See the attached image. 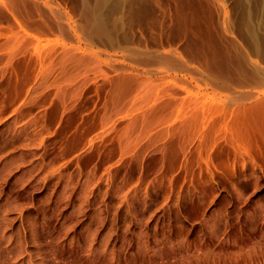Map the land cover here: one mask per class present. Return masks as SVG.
I'll use <instances>...</instances> for the list:
<instances>
[{
	"label": "rangeland",
	"instance_id": "rangeland-1",
	"mask_svg": "<svg viewBox=\"0 0 264 264\" xmlns=\"http://www.w3.org/2000/svg\"><path fill=\"white\" fill-rule=\"evenodd\" d=\"M260 72L264 0H0V264H264Z\"/></svg>",
	"mask_w": 264,
	"mask_h": 264
},
{
	"label": "bare ground",
	"instance_id": "bare-ground-1",
	"mask_svg": "<svg viewBox=\"0 0 264 264\" xmlns=\"http://www.w3.org/2000/svg\"><path fill=\"white\" fill-rule=\"evenodd\" d=\"M235 64H238V63H235ZM233 70H232V72L234 71V70H237L238 68H235V67H231ZM240 70V69H239ZM238 71V70H237ZM235 73V72H234ZM238 74H239V72H238ZM261 74V75H260ZM260 74H257V76H254V77H256L257 79L259 78V80L261 81V83H263L262 81H264V80H261V78L262 79H264V73L262 74L261 72H260ZM244 75V74H243ZM254 75H256V74H254ZM247 76H249V75H247ZM244 77V76H243ZM251 77V76H250ZM252 77H253V75H252ZM252 77H251V79H252ZM246 78V77H245ZM250 78L248 79V78H246V80H251ZM253 80H255V81H257L255 78L253 79ZM259 81V82H260Z\"/></svg>",
	"mask_w": 264,
	"mask_h": 264
}]
</instances>
